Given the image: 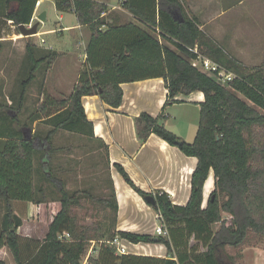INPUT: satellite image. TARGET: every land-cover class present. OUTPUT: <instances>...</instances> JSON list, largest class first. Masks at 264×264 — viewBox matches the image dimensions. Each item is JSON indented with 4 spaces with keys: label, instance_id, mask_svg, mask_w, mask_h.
<instances>
[{
    "label": "trees",
    "instance_id": "obj_1",
    "mask_svg": "<svg viewBox=\"0 0 264 264\" xmlns=\"http://www.w3.org/2000/svg\"><path fill=\"white\" fill-rule=\"evenodd\" d=\"M36 1L0 0V17L11 21L18 30L19 25L30 24ZM51 1L58 12L72 11L77 23L89 31L86 60L67 98L57 100L41 87V101L28 119L39 120L47 130L43 136L29 138L26 131L30 132L31 126L28 122L21 124L18 115L12 114L13 104L18 113L22 111L27 87L41 65L49 69L58 55L52 51L39 53L35 46L26 45L28 67L18 98L12 97L10 106L0 103V247L8 249L15 264H80L88 242L102 239L97 235L102 231L101 226L78 228L72 213V208L79 206L82 196L87 195L85 191L70 192L61 182L57 188L59 209L41 241L17 234L22 222L14 214L12 203L41 205L47 201L45 187L36 182L34 157L37 146L43 145L39 171L44 179L52 180L50 161L59 151L52 141L60 132L97 142L109 167L108 147L95 140L92 123L82 107L84 96L96 95L108 106L118 108L122 102L121 84L161 78L168 103L178 95L193 92L204 95L191 143L183 142L159 124L162 116L152 118L141 114L135 120L140 141L153 133L184 155L197 159L187 204L175 206L161 193L154 195L155 205L151 206L146 198L152 194L139 190L119 165L114 167L159 215L166 234L148 236L116 231L118 205L111 181L108 195L96 201L112 213L110 241L118 237L132 244H162L173 256L161 259L117 255L108 242L100 241L97 257L88 261L91 264H231L227 247L240 246L247 232L264 238V67L247 68L229 57L199 29L181 0H120L121 8L136 20L122 25L106 24L102 15L108 7L97 0ZM194 45L202 56L233 73L235 78L221 83L216 75L193 67L191 63L196 56L188 48ZM210 171L214 189L203 208V187ZM223 213L230 218H225ZM64 233L69 234V240H59ZM0 264L6 263L0 258Z\"/></svg>",
    "mask_w": 264,
    "mask_h": 264
},
{
    "label": "crops",
    "instance_id": "obj_2",
    "mask_svg": "<svg viewBox=\"0 0 264 264\" xmlns=\"http://www.w3.org/2000/svg\"><path fill=\"white\" fill-rule=\"evenodd\" d=\"M97 1L105 3L108 7L107 12L102 15L106 24L136 23L133 16L121 8L120 0ZM47 2L50 3L57 20L53 29L46 28L44 24L48 21L49 14L46 9H42V6ZM203 3L204 5H196V7L188 3L187 7L190 8L198 21L199 29L204 34H206L204 30L211 21L221 23L233 20L238 24L253 21L242 17L243 13L250 15L251 12L243 6L242 1L213 0L210 4L208 0H204ZM209 11L213 13L207 16ZM42 13H45V21L38 22L36 18ZM71 15L75 17L72 11L58 12L53 1L41 0L30 22V25L38 23L37 33L33 36H22L11 21H5L0 17V43L2 45L8 43L17 55H26L25 49L28 44L35 46L40 51L39 53L44 50L57 53L58 56L53 65L47 69L44 79V87L52 97H54L53 93L65 94L67 97L70 95L86 60L85 49L90 33L86 27L78 23L64 24L66 17ZM121 17H125L126 21L123 22ZM257 23L260 24L259 21ZM226 25L217 24V29L224 33ZM252 37H254L253 32ZM213 42L218 45L215 41ZM218 46L223 49L220 45ZM241 57L237 61L245 67L249 61L246 62L245 56ZM120 88L122 89V102L118 108L108 106L96 95L84 96L81 100L82 107L86 118L92 123L95 140H101L108 147L110 181L114 187L118 205L116 231L156 236V229L163 227L159 215L124 181L114 165L122 167L132 183L142 192L152 194V196L164 193L173 205L185 206L190 197L191 177L196 168L197 159L184 155L177 147L169 145L153 133L145 141H140L136 134L135 120L141 114H147L152 118L162 116L159 124L183 142L191 143L197 131L199 107L204 102V95L201 92H193L187 96L178 95L168 103L167 89L161 78L123 83ZM166 102L167 105L164 108ZM26 103L25 101L24 106L29 107ZM39 122V120L34 121V126ZM28 137L31 138L32 134L29 133ZM42 148L43 145H38V152ZM34 166H36L35 162ZM212 174L213 172L210 171L204 183L203 208L206 206L211 190L214 189L210 188L211 185L208 186L212 178L214 187ZM51 204L53 201L49 198L41 205L31 202H13V212L22 222L17 234L21 238L43 240L47 227L55 214H52ZM1 225L2 213L0 212V230ZM124 244L126 253L122 255L161 259L173 256L162 244H132L128 241H124ZM6 250V247H0L1 254H5ZM249 250L253 252L251 259L245 260L247 264H264V249ZM231 264L234 263L231 262Z\"/></svg>",
    "mask_w": 264,
    "mask_h": 264
},
{
    "label": "rangeland",
    "instance_id": "obj_3",
    "mask_svg": "<svg viewBox=\"0 0 264 264\" xmlns=\"http://www.w3.org/2000/svg\"><path fill=\"white\" fill-rule=\"evenodd\" d=\"M208 1L210 4L213 3V0ZM239 1H242L245 8L251 10L250 15L248 13H243L242 17L250 18L253 21H250V23L244 22V24H238L233 20L229 22L223 21L221 23H218V21H211L207 29L204 30L207 34L205 35L212 38V41L218 43L229 57L238 60L241 56H245L246 62L249 61L247 62L249 64L245 67H264V0ZM181 2L187 14L193 19H195V17L190 8L187 7L188 3L190 6L193 5L194 7H196V5H204V0H181ZM49 4L50 3L47 2L42 6V9H46L49 14L48 21L44 24H46V28L53 29L57 24V20ZM212 13V11H209L207 16L212 15ZM75 17L72 15L67 16L64 24H76L77 19L75 21ZM124 18L125 17H121L123 22L126 21ZM257 21H259L260 24L257 23ZM196 22L198 23L197 20ZM4 23L7 24V22ZM217 24H227L224 33L217 29ZM252 32L254 33V37H252ZM45 52L47 53V51L44 50V53ZM27 67L25 54L17 55L8 43L2 45V50L0 51V103L10 106L12 104L11 98H18L20 84L25 79ZM46 72L47 69L44 64L36 73L33 82L27 87L25 101L29 107L25 105L22 111L18 113L16 111V105L13 104V107H15L12 114L16 113V115H18L21 124L28 122V125L31 126V131H26L28 135L30 133L32 135L43 136L47 130V127L42 123L39 122L34 126V122L28 119L30 113L35 110L41 101V87L44 86ZM53 94L54 98L57 100H62L64 97L67 98L65 94ZM52 144L54 148L59 149V151L52 155L50 161L54 177L52 180L44 179L39 171L42 154L38 152L34 158L37 172L36 182L45 187L48 198L53 201V204H51L52 214L56 213L59 209L57 188L61 187V182H63L64 188L70 192L78 190L85 191L87 195L85 194L82 196L80 205L72 208L77 226L78 228L81 226H91L93 228L95 225L101 226L102 231L97 235L102 236L100 241L107 243L110 241V232L112 231V213L108 209H104L102 204L96 201L103 196H107L110 187L109 167L106 164L103 150L92 140L67 132L58 133L54 137ZM90 197H92V199ZM222 215L227 219L230 218V215L227 213H223ZM218 226L219 224H217L215 228H218ZM100 241L88 242L85 255L82 257L81 262L85 260L86 257L91 259L96 258L99 246L102 245ZM254 248L264 249V238L255 235L253 232H247V237L240 246L236 248L227 247L226 250L227 254L232 258V263L247 264L245 260L251 259L253 252L249 249ZM0 258L4 260L6 264H15L8 249L5 251V254H1L0 251ZM87 263L91 264L89 261Z\"/></svg>",
    "mask_w": 264,
    "mask_h": 264
},
{
    "label": "built area",
    "instance_id": "obj_4",
    "mask_svg": "<svg viewBox=\"0 0 264 264\" xmlns=\"http://www.w3.org/2000/svg\"><path fill=\"white\" fill-rule=\"evenodd\" d=\"M40 3H41V0L36 1L34 11H36V9L40 6ZM29 26L31 25L29 24L28 27ZM188 50L189 52H191L192 54L196 56V58L193 59L191 63L193 67L216 75L217 79L221 83L231 82L235 78V75L233 73L226 71L225 69L221 68L218 64L212 62L210 59L203 57L198 52V48L196 45H194L191 48H188ZM156 233L157 235H163V236L166 234L164 227L157 228ZM68 239H69V234L67 233H64L59 236V240H68ZM108 243L115 249V252L117 254L122 255L126 253V247L124 244V240L118 237H114L111 241H108ZM87 262H88V257H86L85 260L80 262V264H88Z\"/></svg>",
    "mask_w": 264,
    "mask_h": 264
},
{
    "label": "water",
    "instance_id": "obj_5",
    "mask_svg": "<svg viewBox=\"0 0 264 264\" xmlns=\"http://www.w3.org/2000/svg\"><path fill=\"white\" fill-rule=\"evenodd\" d=\"M45 13H42L41 15L37 16L38 22H44L45 21ZM38 23L32 24L28 28H26V25H19L18 30L22 36H33L37 33ZM146 202L150 204L151 206L155 205V198L154 196H148L146 198Z\"/></svg>",
    "mask_w": 264,
    "mask_h": 264
},
{
    "label": "bare ground",
    "instance_id": "obj_6",
    "mask_svg": "<svg viewBox=\"0 0 264 264\" xmlns=\"http://www.w3.org/2000/svg\"><path fill=\"white\" fill-rule=\"evenodd\" d=\"M210 185H211V187H210L211 189L214 188V187L212 186V178H211V179L209 180V182H208V186H210ZM208 186H207V189H208ZM212 190H213V189H212ZM212 190H211V191H212ZM208 193H209V191H208Z\"/></svg>",
    "mask_w": 264,
    "mask_h": 264
}]
</instances>
